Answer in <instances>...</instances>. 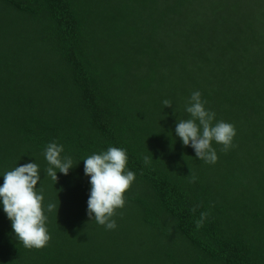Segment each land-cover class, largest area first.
I'll return each instance as SVG.
<instances>
[{
	"label": "trees",
	"instance_id": "obj_1",
	"mask_svg": "<svg viewBox=\"0 0 264 264\" xmlns=\"http://www.w3.org/2000/svg\"><path fill=\"white\" fill-rule=\"evenodd\" d=\"M194 91L236 130L214 164L175 133ZM109 147L135 173L113 230L83 161ZM27 163L51 238L25 248L0 202V264H264V0H0V185Z\"/></svg>",
	"mask_w": 264,
	"mask_h": 264
},
{
	"label": "clouds",
	"instance_id": "obj_2",
	"mask_svg": "<svg viewBox=\"0 0 264 264\" xmlns=\"http://www.w3.org/2000/svg\"><path fill=\"white\" fill-rule=\"evenodd\" d=\"M163 104L165 107H172V102L168 99H165ZM205 104L201 93L194 91L186 106L189 118L178 120L175 133L184 146L190 145L195 150L199 160L214 164L218 157L212 142L223 145L222 150L226 152L233 147L236 130L231 123L215 121V112L206 109ZM63 151V145L56 142L49 143L45 149L44 155L49 164L46 175L55 183L58 180L57 171L68 175L69 169L74 166L71 157L61 155ZM83 161L84 174L90 177L91 185L87 201L89 220L94 219L99 225L113 230L117 227L116 220L113 219L116 210L124 207V194L135 180V173L126 170V151L109 147L106 151L92 154ZM144 161L149 163L150 158L145 156ZM40 180L39 166L36 163H27L6 171L3 174V184L0 185L3 210L11 221L17 240L29 249L43 248L51 238L46 228L44 196L42 190L37 191ZM54 210H57V205L48 203L47 211ZM192 211L195 213L196 208ZM207 215L206 212L200 213V218L195 221L197 229L203 226Z\"/></svg>",
	"mask_w": 264,
	"mask_h": 264
}]
</instances>
